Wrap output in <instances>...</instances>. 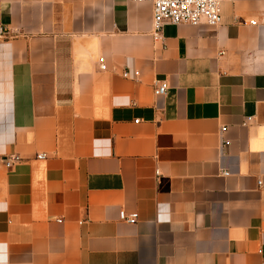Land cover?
<instances>
[{
    "label": "crops",
    "instance_id": "0c3cea01",
    "mask_svg": "<svg viewBox=\"0 0 264 264\" xmlns=\"http://www.w3.org/2000/svg\"><path fill=\"white\" fill-rule=\"evenodd\" d=\"M0 264H264V0H0Z\"/></svg>",
    "mask_w": 264,
    "mask_h": 264
},
{
    "label": "built area",
    "instance_id": "2783aa9c",
    "mask_svg": "<svg viewBox=\"0 0 264 264\" xmlns=\"http://www.w3.org/2000/svg\"><path fill=\"white\" fill-rule=\"evenodd\" d=\"M150 2L153 7V28L155 32H161L163 26L167 23L179 25L188 23L191 25H209L216 26L221 23L222 19V0H134ZM100 71L106 70L104 58L98 61ZM136 75L138 73H135ZM124 77H128L127 71L123 72ZM156 94L165 95L167 86L164 82H155ZM45 155H39L44 158ZM19 160L18 156H13L12 160L6 162L10 167L13 161ZM119 218L126 223H135L137 221V213H126L120 211Z\"/></svg>",
    "mask_w": 264,
    "mask_h": 264
}]
</instances>
